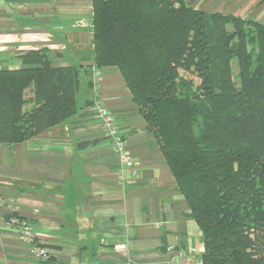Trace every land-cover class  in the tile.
Returning <instances> with one entry per match:
<instances>
[{
    "label": "trees",
    "instance_id": "obj_1",
    "mask_svg": "<svg viewBox=\"0 0 264 264\" xmlns=\"http://www.w3.org/2000/svg\"><path fill=\"white\" fill-rule=\"evenodd\" d=\"M92 2L96 68L124 75L200 227V263L264 264V23L184 0ZM22 60L0 70V144L77 110L79 67L52 65L47 49Z\"/></svg>",
    "mask_w": 264,
    "mask_h": 264
},
{
    "label": "crops",
    "instance_id": "obj_2",
    "mask_svg": "<svg viewBox=\"0 0 264 264\" xmlns=\"http://www.w3.org/2000/svg\"><path fill=\"white\" fill-rule=\"evenodd\" d=\"M184 1L264 23V0ZM92 14V0H0V70L30 66L22 56L40 49L49 51L54 66L81 69L74 115L31 138L0 144V264L200 260V227L124 75L116 66L96 73ZM97 103L116 117L133 171L105 136ZM12 214L30 226L34 242L22 237ZM35 245L48 251L50 262L36 257Z\"/></svg>",
    "mask_w": 264,
    "mask_h": 264
},
{
    "label": "built area",
    "instance_id": "obj_3",
    "mask_svg": "<svg viewBox=\"0 0 264 264\" xmlns=\"http://www.w3.org/2000/svg\"><path fill=\"white\" fill-rule=\"evenodd\" d=\"M97 72H99L98 68L96 73ZM96 110L101 116L105 136L108 138V141L110 142L113 150L119 153L122 165H124L127 169L133 171L135 163L131 157V154L126 150V141L118 127V124L116 123V117L102 104L97 103ZM11 222L15 225H20L21 235L24 239L31 242L35 241L34 233L25 221H20L16 217H11ZM170 250H173V248H170ZM33 252L36 257L42 261H45L50 257V254L44 247L35 245L33 248ZM188 264L201 263L199 260H195Z\"/></svg>",
    "mask_w": 264,
    "mask_h": 264
},
{
    "label": "rangeland",
    "instance_id": "obj_4",
    "mask_svg": "<svg viewBox=\"0 0 264 264\" xmlns=\"http://www.w3.org/2000/svg\"><path fill=\"white\" fill-rule=\"evenodd\" d=\"M237 60L233 59L232 60V66H233V73H234V80L239 83L238 81V66H237Z\"/></svg>",
    "mask_w": 264,
    "mask_h": 264
}]
</instances>
